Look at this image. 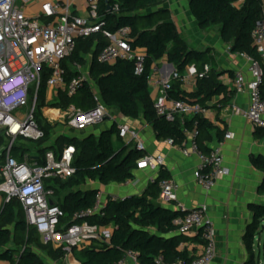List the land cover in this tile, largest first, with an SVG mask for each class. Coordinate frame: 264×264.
<instances>
[{
    "label": "trees",
    "instance_id": "trees-1",
    "mask_svg": "<svg viewBox=\"0 0 264 264\" xmlns=\"http://www.w3.org/2000/svg\"><path fill=\"white\" fill-rule=\"evenodd\" d=\"M168 0H120L119 15L107 14L108 5L114 0H101L106 17V30L116 32L121 28L131 29L133 49L145 53V73L135 74V63L119 60L114 64H98L97 55L104 46V38L97 35L78 42L77 51L63 66L68 79L79 73L72 70L73 63L85 64L84 55H91L90 80L73 96L60 93V102L53 106L67 108L70 105L91 111L95 108L94 95L97 89L109 111L116 110L128 119L141 117L150 125L158 140H171L174 146L183 147L186 142L184 131L196 133V143L204 154L211 152L212 144L222 143L225 131L220 130L211 121L201 115L188 118L178 115L174 121L158 117L154 109V100L147 79L154 65L165 60L175 70L184 74L189 66H195L198 72L196 90L185 91L178 81L173 82L170 99L183 101L189 105H199L205 109L218 98L213 107L230 103L235 91L229 90L221 81L223 73L216 70V63L209 51L192 49L171 21V13L164 8ZM191 0L190 10L203 30L219 26L223 41L230 46L231 52L245 55L255 61L259 55L254 46L253 32L259 22L264 20V0ZM209 66L210 70L205 68ZM42 85L38 97L41 107L45 105L46 84L49 73L43 72ZM94 82V84H93ZM264 85L261 87L264 97ZM39 122V121H38ZM39 125L43 127L40 123ZM118 125L103 131L99 137L89 135L83 139L62 136L56 145L48 148L62 149L65 145L76 148L74 157L75 176L56 183V194L63 211L62 224L88 222L100 228L112 226L109 242H95L89 247L74 251L80 264H120L128 254H136L139 264H179L191 263L187 250L179 247L184 238L177 234L175 221L185 215L164 208L160 203L161 180L170 179L169 172L162 167L155 184L149 183L143 194L114 200L109 196L100 213L81 219L80 215L93 209L100 193L98 189L84 187L90 183L102 186L125 184L135 178L138 163L145 158V152L139 151L134 143H128L118 136ZM46 137L37 143L39 147L50 141L53 128L43 127ZM116 136V140L114 137ZM256 137L264 138V129H256ZM44 153L45 148H40ZM253 166L264 174V158L253 157ZM264 190V182L262 185ZM0 204V262L10 264H46L34 249H39L59 263L67 253L55 250L41 241L34 227L25 220L22 204L11 200ZM253 223L245 236L246 247L251 259L245 264H256L254 260L255 239L264 234V206L254 209ZM76 215H79L75 219ZM264 251V238L262 239ZM264 254V253H263Z\"/></svg>",
    "mask_w": 264,
    "mask_h": 264
},
{
    "label": "built area",
    "instance_id": "built-area-1",
    "mask_svg": "<svg viewBox=\"0 0 264 264\" xmlns=\"http://www.w3.org/2000/svg\"><path fill=\"white\" fill-rule=\"evenodd\" d=\"M119 1L114 0L113 5H108L107 14L119 15ZM243 1L239 0L237 6H241ZM103 11L101 0H0V193L5 197V202L18 200L22 204L27 225L36 228L43 244L55 250H64L66 258L74 262L75 250L81 251L98 241L109 242L112 234L86 221L62 224L64 214L55 185L75 176L76 148L73 145H65L61 150L48 148L56 145L58 138L64 136L63 132L57 135L56 131L52 132L49 142L35 147L33 151L27 145L20 146L19 142L28 141L37 145L46 137L37 118L38 97L45 70L49 78L41 112L47 125L72 133H84L107 120L116 122L98 92L94 95L95 108L88 112L75 105L67 108L53 106V103L60 102V93L73 97L86 82H91L82 64H72V70L79 75L71 79H68V72L63 66L77 51L80 40L102 35L104 46L97 55L98 64L132 61L136 75L145 73V53L133 49L131 29L124 27L114 33L106 30L107 15ZM253 41L259 60L246 56L253 78L247 85L250 107L244 111L234 106L232 111L248 120L255 129H264V97L261 91L264 85V20L254 30ZM205 70L209 71L210 67L207 66ZM197 75L195 66H189L184 74L176 70L163 71L159 64L153 66L147 82L151 92L160 93L154 99L158 117L174 121L178 115L192 118L207 114V109L199 105H189L169 97L174 81L182 85L196 83ZM245 88V77L239 73L234 80V91L242 93ZM23 108L28 111L21 115L19 111ZM117 125L118 136L122 140L134 143L137 150L145 152L146 145L139 132L128 124ZM184 134L186 142L178 148L183 155L199 159L195 181L203 190L213 191L218 180L230 174L224 164L221 147L216 146L209 154H204L196 143V133L185 130ZM232 139L233 133L225 136V140ZM167 143L174 146L171 140ZM40 148L46 151L41 153ZM164 163L162 156L146 155L139 161L137 173L160 169ZM156 179L152 177L150 183L154 184ZM125 184L137 187L140 180L135 177ZM159 188L162 203L177 200L180 187L174 180H161ZM102 197L99 193L95 207L82 213L80 218L100 213L106 203ZM113 199L119 200L117 197ZM208 212V207L201 205L175 221L180 234L189 235L201 230L204 241L203 253L199 258L191 263L181 261L179 264H213L216 258V233L207 218ZM78 217L76 215L74 221ZM127 257L137 261L136 254L130 253ZM127 257L120 264H124Z\"/></svg>",
    "mask_w": 264,
    "mask_h": 264
},
{
    "label": "crops",
    "instance_id": "crops-1",
    "mask_svg": "<svg viewBox=\"0 0 264 264\" xmlns=\"http://www.w3.org/2000/svg\"><path fill=\"white\" fill-rule=\"evenodd\" d=\"M190 1L168 0L164 5V8L170 11L171 21L176 25L178 31L192 49L209 51V55L215 60L216 70L223 73L221 81L229 90L234 91V80L239 73L245 77L246 81L245 90L242 93L235 92L227 106L221 104L214 108V103L218 101L217 98L209 104L207 114L204 116L220 130L225 131V136L228 133L234 134V139H224L222 143L215 141L211 147V149L216 146L221 147L224 164L230 171L229 176L219 179L213 191L203 190L195 181L199 159L195 156L187 157L178 147L170 146L165 140H158L153 128L142 117L132 120L121 116L118 111L112 110L111 113L115 115L116 122L107 120L106 123L104 122L105 124L102 123L101 132L96 133L92 128L87 130L88 133L85 137L91 134L99 137L103 131L111 129L115 123L128 124L133 130L139 132L146 145L145 155L162 156L165 160L163 167L169 172L170 179L180 187L176 201L169 204L160 201L161 205L182 213L206 205L209 210L207 218L216 233V258L213 264H245L251 259L246 247L245 236L254 221V209L264 206V190L262 189L264 174L253 166V157L264 158V138H257L256 129L251 123L245 118L235 115L232 111L234 106L244 111L250 107V93L247 88V85L253 80L249 71L250 62L246 56L231 52L230 46L221 37L219 26L205 30L199 27L190 10ZM83 58L85 59L83 65L85 73L90 78L93 57L84 55ZM158 64L163 71L166 69L172 71L165 60ZM93 88L95 92H98L94 86ZM182 88L185 91H195L196 83L182 85ZM159 95L158 92H151L153 100ZM116 139L115 136L114 140ZM161 168L138 172L135 177L140 180V184L137 187L126 184L98 187V184L95 183L90 188H99L105 202L109 196L119 199L138 196L144 193L152 177H159ZM102 230L112 233L113 227L102 228ZM177 234L184 238L179 247L180 250H187L190 257L199 258L202 255L204 241L201 230L194 231L189 235H182L178 231ZM263 238L264 234L255 239L254 260L256 264H264ZM0 264L10 263L0 262ZM75 264H80L76 258ZM124 264L139 263L132 257H127Z\"/></svg>",
    "mask_w": 264,
    "mask_h": 264
},
{
    "label": "rangeland",
    "instance_id": "rangeland-1",
    "mask_svg": "<svg viewBox=\"0 0 264 264\" xmlns=\"http://www.w3.org/2000/svg\"><path fill=\"white\" fill-rule=\"evenodd\" d=\"M93 84H94V82H93ZM29 108H30V105H29ZM41 109H42V107H41V103H39L38 104V110H37V118H38V121H39V123L43 126V127H45V125H47V121L46 120H44V118H43V115H42V112H41ZM27 111H28V109H26V108H23V109H21L20 111H19V113L21 114V115H24V114H26L27 113ZM112 114V116H115L113 113H111ZM106 123V122H105ZM104 123V124H105ZM103 124H100V125H97L96 127H94L93 128V130H95V132L96 133H99V132H101L102 131V129H103ZM53 129H55V130H53L57 135H59V133L61 134L62 132H63V135L64 136H67L68 138H78V139H83L84 137H85V135L88 133L87 131L86 132H84V133H80V132H77V131H75V133H72V132H68V131H65V130H62V129H60V128H53ZM60 129V130H59ZM52 131V132H53ZM56 135V136H57ZM19 145L20 146H22V147H25V145H27V147L29 148V150L30 151H33V150H35V147H37V148H39V146L38 145H36V143H33V142H28V141H21V142H19ZM95 183H88L85 187H84V189H88V188H90L91 186H93ZM101 185L100 184H98V187H100ZM99 189V188H98ZM4 203V199H3V194H1L0 193V204L2 205ZM35 250V252H37L40 256H41V258L44 260V262L46 263V264H55V262H53V261H51L50 260V258L47 256V254H45L44 252H42L41 250H39V249H34ZM70 263H72V264H75V262L74 261H70V259H64L62 262H59V264H70Z\"/></svg>",
    "mask_w": 264,
    "mask_h": 264
},
{
    "label": "water",
    "instance_id": "water-1",
    "mask_svg": "<svg viewBox=\"0 0 264 264\" xmlns=\"http://www.w3.org/2000/svg\"><path fill=\"white\" fill-rule=\"evenodd\" d=\"M170 68L172 69V71L175 70V68H174L172 65H170ZM113 126H114V125H113ZM113 126H112V127H113ZM91 135H92V134H91ZM157 180H158V178L156 179V181H157ZM155 183H156V182H155ZM155 183H154V184H155Z\"/></svg>",
    "mask_w": 264,
    "mask_h": 264
}]
</instances>
